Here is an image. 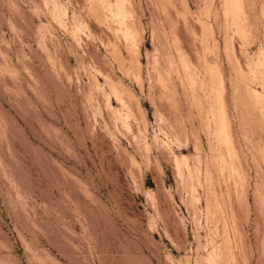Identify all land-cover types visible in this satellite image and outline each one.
<instances>
[{
  "label": "rangeland",
  "instance_id": "374dc122",
  "mask_svg": "<svg viewBox=\"0 0 264 264\" xmlns=\"http://www.w3.org/2000/svg\"><path fill=\"white\" fill-rule=\"evenodd\" d=\"M0 264H264V0H0Z\"/></svg>",
  "mask_w": 264,
  "mask_h": 264
},
{
  "label": "bare ground",
  "instance_id": "6f19581e",
  "mask_svg": "<svg viewBox=\"0 0 264 264\" xmlns=\"http://www.w3.org/2000/svg\"><path fill=\"white\" fill-rule=\"evenodd\" d=\"M121 9L123 10V8H121ZM120 11H121V10H120ZM118 16H121V15L118 14ZM73 18H74V17H73ZM119 18H120V17H119ZM74 19H75V18H74ZM119 20H120V19H119ZM73 23H74V22H73ZM120 23H121V22H120ZM123 23H124V22H123ZM127 26H128V25H127ZM127 26H126V27H127ZM129 33H131V32H129ZM133 33H134V32H133ZM127 37H128V35H127ZM129 40H131V38H130ZM133 43H134V42H133ZM130 46H131V45H130ZM221 126H222V125H221ZM215 255H216V253H215L214 255H212L211 257H214ZM213 259H214V258H213Z\"/></svg>",
  "mask_w": 264,
  "mask_h": 264
}]
</instances>
